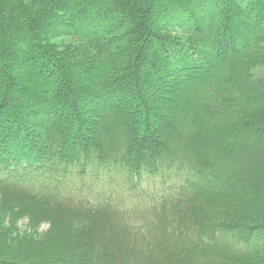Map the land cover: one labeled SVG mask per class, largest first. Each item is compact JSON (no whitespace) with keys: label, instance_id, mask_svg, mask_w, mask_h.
<instances>
[{"label":"trees","instance_id":"trees-1","mask_svg":"<svg viewBox=\"0 0 264 264\" xmlns=\"http://www.w3.org/2000/svg\"><path fill=\"white\" fill-rule=\"evenodd\" d=\"M0 215V264H264V0H0Z\"/></svg>","mask_w":264,"mask_h":264},{"label":"rangeland","instance_id":"rangeland-1","mask_svg":"<svg viewBox=\"0 0 264 264\" xmlns=\"http://www.w3.org/2000/svg\"><path fill=\"white\" fill-rule=\"evenodd\" d=\"M262 70V69H261ZM259 73V72H258ZM159 119V121L161 120L160 118H158ZM258 150H260V148L258 147L257 148V151ZM0 220H1V215H0ZM47 228H48V225L47 224H44V225H42L40 228H39V230H38V232L39 233H42V232H44L45 230H47ZM18 229L20 230V232H28V231H26L27 230V220L26 219H23V220H21L19 223H18Z\"/></svg>","mask_w":264,"mask_h":264}]
</instances>
